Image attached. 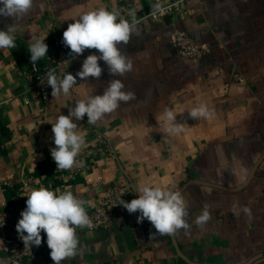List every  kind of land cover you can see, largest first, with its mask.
I'll return each mask as SVG.
<instances>
[{"label": "crops", "instance_id": "obj_1", "mask_svg": "<svg viewBox=\"0 0 264 264\" xmlns=\"http://www.w3.org/2000/svg\"><path fill=\"white\" fill-rule=\"evenodd\" d=\"M101 7L118 13L113 0H34L18 22L16 47L0 49V221L21 218L30 192L24 178L37 179V188L71 191L87 214L106 189L123 186L126 178L136 192L151 186L181 193L189 227L150 237L151 223H138L139 213L126 211L111 229L77 234L76 254L61 264H264V0H186L175 24L136 26L128 44L119 45L133 62L132 72L119 78L135 99L95 124L87 116L78 121L85 143L76 160L83 166L57 171L51 124L77 99L102 94L118 77L100 61L99 80L77 77L68 96L48 102L29 91L24 104L20 72L35 39L46 38L44 62L56 54L55 32ZM11 23L0 17V29ZM176 28L203 46L200 60L175 55L168 43ZM88 55L74 60L69 73L75 75ZM200 105L213 112L210 119L189 117ZM166 110L182 131L165 130ZM205 206L211 218L197 226ZM3 240L0 227V264H6ZM49 253L26 264H54Z\"/></svg>", "mask_w": 264, "mask_h": 264}, {"label": "clouds", "instance_id": "obj_2", "mask_svg": "<svg viewBox=\"0 0 264 264\" xmlns=\"http://www.w3.org/2000/svg\"><path fill=\"white\" fill-rule=\"evenodd\" d=\"M33 5L34 0H0V17L13 21L0 29V49L16 47L15 33L18 30V22L28 15ZM165 11L159 3L153 5V15ZM136 23L134 13L133 20L129 23L120 18L119 13L101 7L82 14L64 30L62 43L70 52L67 59L58 63L70 67L72 61L85 50L94 49L96 52L83 60L80 70L75 75L66 71L58 78L56 69L48 70L46 84L51 87L53 98L68 96L70 90L77 84V77L84 81L89 77L99 80L103 72L100 61L107 66L109 75L118 78L109 80L102 94L77 99L74 107L68 108L67 115L60 114L51 124L55 147L50 149V153L57 171L83 166V161L76 160L85 143L84 136L79 132L78 121L87 116V123L95 124L106 114L113 113L121 102L127 103L135 99L134 92L125 90V84L119 78L125 77L133 70L132 60L122 52L119 45L128 44L131 34L137 31ZM45 39H35L28 47L30 63L35 65L37 61L47 56L48 45L44 42ZM212 115L213 112L206 105L193 108L189 113L191 119L201 117L210 119ZM164 117L166 131L175 133L182 131V127L176 123L173 111L166 110ZM136 194L138 198L130 202L122 200L120 205L129 213L138 212V223L145 219L151 223L155 232L150 237L154 234H174L181 228L189 227L186 220L188 211L181 193L160 187L143 186ZM26 197V208L21 212V218L16 224L18 237L25 248L31 249L33 245L39 247L43 231L54 264H61L66 258L73 257L78 246L76 230L93 227L84 206L85 202L74 196L71 191L58 192L45 187L32 189ZM244 211L248 212V209ZM210 218L208 208L205 206L202 214L197 216L194 222L197 226H203ZM0 226H3V223Z\"/></svg>", "mask_w": 264, "mask_h": 264}, {"label": "built area", "instance_id": "obj_3", "mask_svg": "<svg viewBox=\"0 0 264 264\" xmlns=\"http://www.w3.org/2000/svg\"><path fill=\"white\" fill-rule=\"evenodd\" d=\"M118 4L119 17L129 23L133 20L135 14L136 26H141L143 23L152 21L158 24L164 22L165 17H170L173 24L177 21L178 16L182 15L185 9L186 0H149L142 5L141 0H113ZM159 3L166 11L163 13L157 12L153 15V5ZM63 33L55 32L52 36V45L56 49V54L47 57L41 64L29 63L27 69L20 72V77L23 81V86L20 91V96L23 97L24 104H28L26 94L29 91L37 92L39 98L43 102H48L51 98L52 89L46 84V73L49 69H56L57 76H63L65 72H69V66L58 63L68 58L70 52L62 43ZM173 48V52L177 57L187 61H198L205 53V49L191 34L179 29L173 30L168 43ZM96 50H85L79 57L85 54H92ZM78 57V58H79ZM77 58V59H78ZM75 59V60H77ZM71 63V58H69ZM74 61V60H73ZM72 61V62H73ZM68 68V69H67ZM89 152H82L81 159L89 158ZM78 169V167H77ZM123 186L108 188L104 193L93 203L89 209L88 216L90 217L93 227L78 228L77 234L85 232H95L111 229L118 219L127 211L121 204L122 200L130 202L136 198V189L133 183L124 178ZM22 187L25 190L31 191L37 189L38 181L33 177H27L22 180ZM0 226L4 232L3 252L1 261L6 264H26V262L39 253L48 252L46 234L41 231L42 243L39 247L32 246L25 248L23 242L19 239L16 231L14 220L3 218L0 221ZM101 264H121L118 261H108Z\"/></svg>", "mask_w": 264, "mask_h": 264}, {"label": "water", "instance_id": "obj_4", "mask_svg": "<svg viewBox=\"0 0 264 264\" xmlns=\"http://www.w3.org/2000/svg\"><path fill=\"white\" fill-rule=\"evenodd\" d=\"M164 23H165V25H167V26H170V25H171V19H170L169 16L164 18Z\"/></svg>", "mask_w": 264, "mask_h": 264}, {"label": "trees", "instance_id": "obj_5", "mask_svg": "<svg viewBox=\"0 0 264 264\" xmlns=\"http://www.w3.org/2000/svg\"><path fill=\"white\" fill-rule=\"evenodd\" d=\"M30 62V61H29ZM37 63L41 64L42 62L41 61H37Z\"/></svg>", "mask_w": 264, "mask_h": 264}]
</instances>
